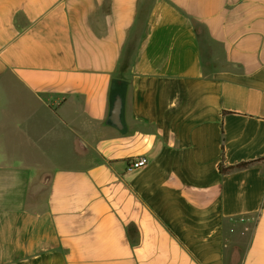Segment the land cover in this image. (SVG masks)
<instances>
[{"label":"crops","instance_id":"crops-1","mask_svg":"<svg viewBox=\"0 0 264 264\" xmlns=\"http://www.w3.org/2000/svg\"><path fill=\"white\" fill-rule=\"evenodd\" d=\"M234 251L264 264V0H0V264Z\"/></svg>","mask_w":264,"mask_h":264},{"label":"water","instance_id":"water-1","mask_svg":"<svg viewBox=\"0 0 264 264\" xmlns=\"http://www.w3.org/2000/svg\"><path fill=\"white\" fill-rule=\"evenodd\" d=\"M128 81L120 78H112L108 94V111L104 125L115 127L119 132L127 130L125 120V108Z\"/></svg>","mask_w":264,"mask_h":264},{"label":"trees","instance_id":"trees-1","mask_svg":"<svg viewBox=\"0 0 264 264\" xmlns=\"http://www.w3.org/2000/svg\"><path fill=\"white\" fill-rule=\"evenodd\" d=\"M194 27H195V31H196L197 35L198 36H202L203 33H204L202 27L199 24H196V23H195V26ZM248 164L249 163H239L236 166L229 167L228 169L243 168V167H246ZM220 170L221 171H224V170H226V168H223V167L220 166ZM236 254H238V253L236 251H234L233 256H232V259L230 261V264H233L235 262V260H236V258H235Z\"/></svg>","mask_w":264,"mask_h":264},{"label":"built area","instance_id":"built-area-1","mask_svg":"<svg viewBox=\"0 0 264 264\" xmlns=\"http://www.w3.org/2000/svg\"><path fill=\"white\" fill-rule=\"evenodd\" d=\"M147 164L146 157H135L127 162V169L134 170Z\"/></svg>","mask_w":264,"mask_h":264},{"label":"rangeland","instance_id":"rangeland-1","mask_svg":"<svg viewBox=\"0 0 264 264\" xmlns=\"http://www.w3.org/2000/svg\"><path fill=\"white\" fill-rule=\"evenodd\" d=\"M201 44L203 45V52H204L205 50H208V52H209L210 45H209V43L205 40V38H202ZM208 52H207V53H208ZM207 53H204V63H205V64H210V62H209V55H208ZM235 258H236V260H235V262H234L233 264H238L239 253L236 254Z\"/></svg>","mask_w":264,"mask_h":264}]
</instances>
